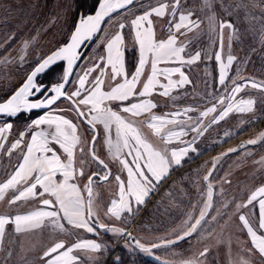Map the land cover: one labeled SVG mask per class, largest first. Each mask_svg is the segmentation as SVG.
Here are the masks:
<instances>
[{"label":"snow or ice","instance_id":"1","mask_svg":"<svg viewBox=\"0 0 264 264\" xmlns=\"http://www.w3.org/2000/svg\"><path fill=\"white\" fill-rule=\"evenodd\" d=\"M135 2L96 0L92 14L79 15L69 40L50 54L38 56L22 85L6 99L0 100V118H6L4 125L0 126V153L11 158L19 150L17 163L12 166L7 179L0 182V202L11 191L12 196L7 198L9 205L28 201H38L41 205L25 214H0V252L5 253L7 258L13 255L14 241L6 243L10 228L18 236L45 227L46 221L53 232L66 235L73 233L64 222L95 235H98L97 229L101 228L114 235L134 239L123 228L109 227L100 222L94 210V186L110 182V177L115 180L118 199L111 201L107 214L117 220L125 213L132 215L134 210L138 211L139 206L145 203L146 198H150L158 185L170 176L174 168L182 166V159L188 157L189 152L197 153L195 145L198 139L210 128L226 120L230 114L254 112L256 100L240 97V93L251 88L264 94V81L245 78L239 71L230 75L234 62L238 60L231 51L232 41L235 39L242 42L243 33L232 19L226 17L243 12L245 20H255L256 17L249 11L250 4L252 7L257 6L254 0H200L195 7L189 4V0H158L155 6L148 7L143 14L130 21L129 26L134 29L138 45V59L131 71L127 67L125 51H122V30L126 27L123 22L119 23L121 31L107 40L106 55L99 57L92 66L85 64L87 54L82 46L86 42H94V38H100L97 34L102 32L101 24L106 20L110 22L113 13L122 14L121 10L131 12L129 6ZM153 16L168 18L166 36L157 37ZM205 22L206 33L201 29ZM225 29L229 33L227 52L224 45ZM259 31L261 43L264 44V16L261 17ZM189 33L194 35L189 37ZM202 35H207L208 47L190 50ZM37 36L22 41L19 64L26 61L27 50L35 43ZM202 54L217 63L216 82L221 90L205 94L206 104L202 110L196 105H188L178 111L157 115L153 111L158 106L151 99L153 93L159 88L162 90L159 95L171 97L173 102L179 99V96H172L173 90L192 84L184 68L200 62ZM91 59L88 57L89 61ZM58 62H66V67L61 69L62 74L57 82L45 83L39 79L40 75L54 68ZM8 63L11 60L5 57L0 61V67ZM81 64H85V67L80 73L75 72L74 69ZM102 64L106 67H102ZM162 64L168 66L160 67ZM93 72H97V75L92 76ZM105 76H110L114 82L107 90L103 87ZM118 78L119 82H116ZM58 101L66 104L67 108H61ZM37 110L41 114L32 117L31 114ZM66 112L75 113L78 123L64 115ZM192 112L197 114L190 115ZM24 117L28 118L27 126L5 148L13 123ZM141 117H144L142 123L165 145L177 142L182 146L171 150L156 148L137 124ZM208 117L211 118L205 123ZM81 126L90 133L89 141H83L82 135L77 134ZM189 133L195 135L190 140L183 139ZM98 137L106 145L112 159L119 162L125 173L123 178L119 174L113 176L108 164L97 155L95 145ZM85 142L88 143V151L79 148L81 158L78 168L77 148ZM259 143H264V132L238 148L228 149L223 155L239 153L241 149ZM246 154L251 155L250 152ZM221 158H214L211 168L202 177L205 191L201 194L203 202L198 215L189 212L185 227L175 232L174 238L154 243L151 247L136 240L135 245L140 252L151 256L156 248L168 249L188 238L203 239L204 232L211 234L220 219H224L227 224L235 216L240 222V229L246 230L251 247L247 249V257L230 260V264H251L253 252L264 258V184L252 190L245 200L236 201L233 198L223 201L219 207L215 206L213 181ZM91 162L97 164L98 170L87 172ZM258 163L264 165V157ZM58 176L60 179H57ZM81 179L86 180V183L80 185L78 181ZM194 184L198 185V182ZM195 209L194 204L193 211ZM250 214L258 215V224L254 225L250 221ZM209 220L213 224L205 229L204 225H208ZM107 248L104 243L90 239L67 244L64 240H54L44 248L40 260L42 264H80L82 257L74 253H102ZM207 252L208 248L205 247L198 257L189 258L182 264H204V260L199 257H206ZM89 258L98 264L95 256ZM119 260L117 257L114 264H119ZM160 264L167 262L161 261Z\"/></svg>","mask_w":264,"mask_h":264},{"label":"rangeland","instance_id":"2","mask_svg":"<svg viewBox=\"0 0 264 264\" xmlns=\"http://www.w3.org/2000/svg\"><path fill=\"white\" fill-rule=\"evenodd\" d=\"M80 1L82 4H80ZM86 1L89 2V7L84 5L83 0H0V61H3L5 57L11 60V63L0 67V100L6 99L13 90L22 85L25 76L35 66L38 56H46L67 42L79 15L92 13L96 6V0ZM199 2L200 0H189V4L193 7L197 6ZM254 2L257 3V6L252 7L250 4L249 11L252 16L256 17L255 20H245L243 12L236 16L226 17L232 19L240 32L243 33L242 42L235 39L232 41L231 51L238 57V60L234 62L230 75H234L236 71H239L245 78L251 77L257 81H264V44L261 43L262 37L259 31L261 17L264 16V0H254ZM157 3L158 0H137L130 7L131 12L122 11V14L113 16L110 22L107 21L99 34L100 38L96 39L85 52L87 54L85 64L92 66L98 61L99 57L106 55L107 40L118 31H121L119 23L123 22L126 27L122 30L124 37L122 51H125L127 67L131 71L133 64L138 59V45L135 40L134 29L129 26L130 21L135 16L143 14L148 7L155 6ZM152 20L157 37L166 36L168 18L153 16ZM201 29L205 33L207 32L206 22L201 25ZM37 34L35 43L27 50L26 61L22 65L19 64L22 41L29 40ZM193 35L194 33L188 34L189 37ZM228 37V30L225 29L224 45L226 52L229 44ZM181 39H186V37ZM207 47L208 37L202 35L200 41L194 43L190 50L206 49ZM133 49H136V51H133ZM88 57L92 58L91 61L88 60ZM85 64L77 67L75 72L80 73ZM61 65L64 67L63 64H60V68ZM101 66L106 67L103 64ZM165 66L168 65H160V67ZM147 71L146 69V74ZM184 71L189 76L192 84L173 90L172 96L180 97L175 102L172 101L171 97L159 95L162 91L159 88L153 93L151 99L158 105L153 111L157 115L178 111L188 105H196L201 107L202 110V106L206 104L205 94L221 90V86L216 82L218 65L214 59L209 60L202 54L200 62L186 66ZM108 72L110 73V67H108ZM57 74V77L52 80L53 82L59 80L62 72L60 71ZM96 75L97 72L92 73V76ZM205 81H207V84ZM116 82H119V78ZM113 84L114 82L110 79V76H105L104 89L107 90ZM240 97L256 100L254 112L230 114L226 120L210 128L204 136L198 139L195 145L197 153L189 152L187 160L184 163L182 162L184 166H191L189 171L179 175L162 188L159 186L160 183L159 188L150 195V198H146L145 203L139 206L138 211L134 210L132 215L129 216L126 213L123 220H117L107 214L111 201L118 199V185L115 180L111 178L110 182L97 183L94 186V210L100 222L107 225H118L126 232H130L134 239L103 232L100 228L97 229L98 235H95L87 233L83 229H75L64 222L65 226L73 233V235H66L58 231L53 232L46 221L45 227L18 236L12 233L10 228L6 243L14 241L12 243L13 255L11 258H7L5 253L0 252V264H42L40 257L44 248L50 246L54 240L60 239L66 241V244L76 240L90 239L108 246L107 250L102 253H74L82 257L80 264H94V261L89 258L90 256H95L98 264H109V262L111 263L112 260L119 257L121 249L127 252L136 250L147 258L159 262L166 261L167 264H182L183 261L189 258L198 257L205 247L208 248L206 257H199V259L204 260V264H230V260L247 257L249 242L246 230L242 231L240 229L238 226L240 222L235 216H232L227 224H225L224 219H220L219 223H215V230L211 231V234L208 231L204 232L203 239L199 237L195 239L188 238L187 241H180L168 249L164 247L156 248L153 249V255L151 256L140 252L135 245V241L138 240L145 246L151 247L154 243L159 244L167 238H174L173 234L182 231L185 227L184 222L187 220L189 212L198 215L203 202L201 194L205 191V182L202 177L211 168V162L216 157L222 158L214 174L216 177L213 181L215 206L219 207L223 201L232 200L233 198L236 201L245 200L252 190L264 184V165L258 163L264 157V143L250 145L246 149H241L239 153L223 155L228 149L238 148L249 139H256L264 132V94L256 89L246 88L244 92L240 93ZM58 104L61 108H67V105L62 102ZM39 114L41 113L36 112L32 113L31 116L35 117ZM55 114L54 112L53 115ZM196 114L195 112L190 113L193 116ZM64 115L72 119L74 123H78L75 119V113L66 112ZM210 118H206L205 123ZM181 119L186 120L187 117H181ZM143 120L144 117L139 118L137 124L141 127L148 141H152L151 143L155 147L164 144L142 123ZM4 123L5 120L0 121V126H3ZM27 123V117L13 123L5 148L17 138L18 132L22 131ZM226 133L231 135H225ZM77 134L82 135L83 141L90 140V133L84 126L78 128ZM193 135L195 133H189L183 139L190 140ZM97 139L98 142L95 145L97 155L111 166L113 176L119 174L123 178L124 173L119 162L112 159L104 142L100 141L99 137ZM181 146L179 143L174 142L169 145L164 144L163 148H178ZM80 147H83L87 152L88 143H82L77 148L76 166L78 168L80 167L81 158ZM249 152L251 155L246 154ZM18 154L19 150L9 158L0 153V182L7 179V174L12 171V166L17 163ZM198 160L201 161L198 162ZM97 169V164L91 162L86 171L92 172ZM57 179H60V177L58 176ZM225 181H230V183ZM194 182H198V185ZM78 183L83 185L86 180L81 179ZM11 196L12 192L9 191L6 199L0 202V214H25L41 207L38 201L18 202L17 205H9L7 198ZM194 204L196 205L195 211H193ZM242 211L248 212L247 209H242ZM229 212L231 213V209H229ZM249 218L250 221L253 220L251 222L254 225L257 224L256 214H250ZM212 224L213 222L209 220V224L204 225L205 229H209ZM21 245H23L22 248ZM229 247L231 256H229ZM156 257H159V259H156ZM251 264L256 263L251 260Z\"/></svg>","mask_w":264,"mask_h":264},{"label":"trees","instance_id":"3","mask_svg":"<svg viewBox=\"0 0 264 264\" xmlns=\"http://www.w3.org/2000/svg\"><path fill=\"white\" fill-rule=\"evenodd\" d=\"M83 3L86 7H89L88 1L83 0ZM80 4H82L81 1ZM62 68L63 66L60 68V65H58L54 67L51 71L46 73L44 76H42L40 79L43 80L45 83H55L52 80L57 77V73L60 72ZM119 257V264H160L159 261L147 258L146 256H143L142 254L138 253L136 250L134 252H127L121 249V254L119 255ZM114 261L115 260H112V262H109V264H114Z\"/></svg>","mask_w":264,"mask_h":264},{"label":"crops","instance_id":"4","mask_svg":"<svg viewBox=\"0 0 264 264\" xmlns=\"http://www.w3.org/2000/svg\"><path fill=\"white\" fill-rule=\"evenodd\" d=\"M152 142V141H151ZM150 142V143H151ZM163 146H164V144H162V145H159L158 147H156V148H158V149H164L163 148ZM173 147H170V148H168L169 150H171ZM206 158V157H205ZM183 161V163L185 162V160H187V157H186V159H182ZM201 160H198V162H200ZM198 162H196V163H198ZM195 163V164H196ZM178 168V167H177ZM177 168H174L172 171H171V174H170V176L165 180V181H162L161 182V185H159V186H161V188L162 187H164L167 183H169V182H171L173 179H175L176 177H178L179 175H183V174H185V173H187L188 171H189V169L191 168V166H184L183 164H182V167H179V169L177 170ZM175 170H177V171H175ZM124 173V172H123ZM124 175H125V173H124ZM159 186L157 187V188H159ZM39 206H41L40 204H39ZM257 212H258V210H257ZM126 214V213H125ZM124 214V215H125ZM124 215L121 217V220H123V217H124ZM256 220H257V224H258V215L256 214ZM252 222H253V220H251ZM247 234V233H246ZM247 239H248V242H249V245H248V248H250L251 247V241H250V238L248 237V235H247ZM61 240V239H60ZM58 241V240H57ZM66 242V241H65ZM251 260L253 261V262H255L256 264H264V258H262V257H260L259 256V254L258 253H255V252H253V254H252V257H251Z\"/></svg>","mask_w":264,"mask_h":264},{"label":"water","instance_id":"5","mask_svg":"<svg viewBox=\"0 0 264 264\" xmlns=\"http://www.w3.org/2000/svg\"><path fill=\"white\" fill-rule=\"evenodd\" d=\"M136 1H137V0H136ZM131 6H132V5H131ZM131 6H129V7H131ZM121 11H123V10H121ZM90 14H92V13H90ZM115 15H117V13H113V16H115ZM106 22H107V20L101 24V29H103V26H104V24H105ZM76 23H77V22H76ZM73 30H74V29H73ZM73 30H72V31H73ZM99 34H100V33H99ZM99 34H97V35L99 36ZM69 38H70V36H69ZM68 40H69V39H68ZM68 40H67V41H68ZM95 40H96V39L94 38V42H95ZM94 42H86V44H85L84 46H82V47H83V51L86 52V51L88 50V48H89ZM60 64H63L64 67H66V62H58V64H57L56 66H58V65H60ZM56 66H55V67H56ZM52 69H53V68H52ZM52 69H51V70H52ZM76 69H77V68H75L74 71H76ZM49 71H50V70H47L46 73H48ZM46 73H45V74H46ZM45 74L40 75L39 79H40L43 75H45ZM59 102H60V101H58L57 103H59ZM54 106H55V105H54ZM54 106H53V107H54ZM36 112H39V110L34 111L33 113H36ZM3 120H6V118H0V121H3ZM65 243H66V242H65Z\"/></svg>","mask_w":264,"mask_h":264},{"label":"flooded vegetation","instance_id":"6","mask_svg":"<svg viewBox=\"0 0 264 264\" xmlns=\"http://www.w3.org/2000/svg\"><path fill=\"white\" fill-rule=\"evenodd\" d=\"M105 163H107L106 161H105ZM108 164V163H107ZM108 166H109V169L111 170V172H112V175H113V169L111 168V166L108 164ZM98 170V169H97ZM109 179H111V177L109 178ZM109 227H112V226H115V227H118V228H120L118 225H108ZM101 229V228H100ZM101 231H103V232H106L104 229H101Z\"/></svg>","mask_w":264,"mask_h":264},{"label":"bare ground","instance_id":"7","mask_svg":"<svg viewBox=\"0 0 264 264\" xmlns=\"http://www.w3.org/2000/svg\"><path fill=\"white\" fill-rule=\"evenodd\" d=\"M107 21H108V20H107ZM105 24H106V23H105ZM105 24H104V25H105ZM103 27H104V26H103Z\"/></svg>","mask_w":264,"mask_h":264}]
</instances>
